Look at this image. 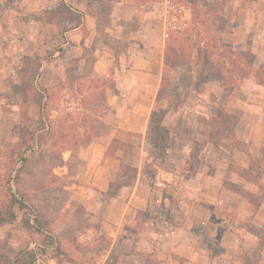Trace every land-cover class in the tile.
Segmentation results:
<instances>
[{"label":"rangeland","instance_id":"obj_1","mask_svg":"<svg viewBox=\"0 0 264 264\" xmlns=\"http://www.w3.org/2000/svg\"><path fill=\"white\" fill-rule=\"evenodd\" d=\"M36 1L40 3L45 0ZM169 1L167 10L170 7H177V12L170 9L169 14L174 13L178 17V28L170 30L168 41L173 38L189 39V45L185 49L187 60L172 57L170 60L172 66L166 69L164 91L155 114V123L174 128L167 142L168 148L175 147V135H180L188 141L185 145L191 148V159L181 162L180 168L182 169L179 175L181 181L187 175H195L202 168L199 154L207 146L204 133L208 126L205 121L211 122L216 117L231 115L229 123L224 128L225 134L217 133L213 137V143H208L210 149L214 147V150H217L218 155L209 156L210 162L207 170L210 178L215 176L217 171L219 172L220 178L214 182L218 185L222 183V186L216 196L218 201H224L223 204H219L223 211L230 212L225 216L223 211H218L219 218L224 219L225 224L212 226V223H209L205 231L215 229L226 231L230 224L233 226L232 231L235 229L254 231L262 235L261 241L258 242L256 255L259 257L262 255L264 245V218L254 217L251 220H244L239 213L236 214L235 207H238L239 196L250 204L253 211H256L262 204L264 186L260 185V181L264 178V148H250L249 143L237 140L235 134L239 126L246 133L252 126H258L257 130H259L263 125L256 122L250 127L249 124L240 125L242 110L235 108L232 113L226 110L234 103L247 101L249 91H245L244 88L250 85V83L245 85L247 80L251 79L254 85L257 82L250 75L242 79L241 68L235 72L234 86L231 85L232 87L227 90L217 78L207 80L205 78L208 74L213 77L215 75L213 72L222 67L221 63L228 61L229 58L235 61V58L227 51L221 50L223 44L230 46L234 51L251 52L255 59L254 67H263L256 65V56L252 52L250 39L254 31L251 29L249 32L250 18L247 10L249 8L253 10L256 7L262 10L264 6H254L251 2L256 0H196V4L192 3L193 0ZM236 1H239L243 9L240 14L241 19L232 15L236 14L232 12V4ZM22 3L23 0H11L9 5H12L13 10H17L23 7ZM158 3H161L162 8L166 0H158ZM93 8L97 9L96 11L100 14V22L106 24L109 18L104 11L102 0H96ZM35 9L33 14H26L23 19H43L51 25L48 19L50 16L53 17L51 19L55 18L57 5L53 4L47 9H40L39 5ZM48 11H51L49 12L51 14ZM217 11H220L223 16V23L217 21ZM3 13L0 15V20L4 19ZM194 14H197L198 18ZM18 16L20 14L16 13V17ZM65 17L73 18V20H66L63 27L60 21H58L59 24L51 25L52 30L49 35L56 30L63 34L71 30V24L76 21V17L68 14ZM236 22L241 23L243 27L238 30L237 35H234L235 26L232 24ZM161 24L163 25V22ZM260 28L258 27L255 31L259 32ZM17 29L19 33L25 31L21 27ZM33 33L36 34V29H33ZM197 48L204 49L207 55L202 56ZM220 53H224L227 60H223L224 57H220ZM208 59L210 63H207ZM25 65V61L21 62L12 72L10 82L14 87V92L11 93V98L6 97L5 99L21 107L20 124L15 130V137L8 135L10 128L6 124L2 125L0 130V219L12 218L7 211H13L15 215L13 221L0 222V264H162L161 258L133 256L131 247H124L122 255L116 252L110 254L108 248L111 238L98 237L93 233V231H152V227L145 224V222L150 223L151 220L143 216L135 220L132 215L122 224L118 208L112 216L105 218L101 212L102 206L95 203L93 196L88 192L86 181L89 175L85 169L88 157L85 150L91 146L94 149L104 146L103 141L98 139L106 131L99 123L104 111L108 110L103 105L104 95L101 91L105 84L104 80L94 72L92 78L88 75L81 76L75 87L72 83L71 71L73 67L76 69V66L72 65L65 80L53 86L48 92L47 107L42 111L40 107L45 100L42 93L36 90L40 88L38 86L40 72L36 78H33L35 67H29L23 73ZM91 71H93L91 68L87 69V73ZM92 84L95 89L93 92H91L93 88L89 89ZM114 94L113 91L109 95L113 97ZM202 104L209 118H200V123L195 129L189 128L187 123L183 124V118L186 117V121L190 123L193 117L190 110L186 114V109ZM163 105L167 106L163 107ZM168 105L175 108L177 112L179 111L178 113L182 112V116H179L182 118L170 116L172 111ZM42 118L49 121L48 125L52 127L50 131L46 129ZM43 128H45L44 136L37 141V137L33 138V134ZM185 145L183 143L181 148H185ZM28 147L32 149L27 154ZM69 150L73 151L71 158ZM124 150L126 157L123 165L127 167V171L124 172L122 180L124 183L133 184L136 175L131 165L136 163V152L142 150L156 152L158 153L156 157L163 159L167 148L165 150L156 149L152 135L148 132L145 137L134 135L129 138ZM24 154H27V162L19 163ZM132 156H135V159ZM66 158H68L67 169H63L66 166V160L64 161ZM220 169H222L221 172ZM145 170L148 176L154 172V168L147 165ZM16 178L18 184L14 187ZM118 180L119 178L116 183L119 182ZM245 187L247 191L244 190ZM253 187L255 188L252 189ZM114 188L117 190L118 187ZM14 189H18V197H24V204L21 206L15 205L10 198L9 191L12 190L14 193ZM197 211V215L201 216V211ZM216 214L217 212L213 214L214 217ZM30 219H36L37 222H30L31 226H28L26 223ZM213 222L217 225L215 221ZM173 226V230L176 231H190L191 225L188 219L179 213L173 221ZM192 230L199 231L200 229L193 227Z\"/></svg>","mask_w":264,"mask_h":264},{"label":"crops","instance_id":"obj_2","mask_svg":"<svg viewBox=\"0 0 264 264\" xmlns=\"http://www.w3.org/2000/svg\"><path fill=\"white\" fill-rule=\"evenodd\" d=\"M4 1L0 0V4ZM256 1L251 3L254 6H264V0ZM55 2L23 0V7L17 10H13L9 2L2 10L4 19L0 20V130L6 124L10 128L8 135L15 137V130L20 124V105L5 99L11 98L10 95L14 92L10 82L12 72L25 58L30 60L34 57L40 60L38 86L46 91L61 84L69 75L72 65L76 66L71 71L75 87L81 76L88 75L92 78L94 72L98 73L105 83L101 91L105 94L103 105L108 110L104 111L99 122L106 130L103 136L98 137L104 146L95 149L91 146L85 150L88 157V164H85L89 175L86 181L88 192L93 196L94 202L102 206L101 212L105 218L112 216L118 208L122 224L133 215L135 220L141 216L147 217L151 222L145 224L152 227V231H93L98 237L111 238L109 253L122 255L124 247H131L133 256L161 258L162 264H264V245L262 255L256 256L262 235L254 231H232L231 224L226 231H205L209 223L212 226L225 224L224 219H220L218 215V211H223L220 205L224 201H218L216 196L222 183L218 185L214 182L220 178L219 172L211 178L207 173L209 156L218 155L217 150L214 147L210 149L209 144L200 151L202 168L199 172L187 175L181 181V162L190 160L192 152L185 145L188 141L180 135H175V147L167 148L163 159L157 158L156 152H136V163L131 165L136 170L133 184L119 185L112 193V185L118 178L122 179L120 168L126 157L124 146L112 151L113 142L118 141L126 146L129 138L134 135L147 136L152 115L160 105L167 69L165 51L170 37L165 34L174 19V15L169 14L171 7L167 10L170 1L166 0L162 8L157 1L105 2L108 6L106 15L109 18L105 24L100 22V14L93 8L96 0H64L74 14H83L82 21H73L71 30L64 34L56 30L49 35L52 27L43 19H23L26 14H33L39 5L40 9H47L53 4L58 5L61 0ZM232 12L238 13L232 15L241 19L243 9L239 1L232 4ZM247 12L250 18L249 32L251 29L254 31L250 43L256 56V65L264 66V9L249 8ZM16 13L20 16L16 17ZM61 23L63 27L65 24L63 21ZM232 25L235 26L234 35H237L243 25L239 22ZM18 27L25 31L17 32ZM258 27H261L259 32L255 31ZM33 29H36V34ZM88 68L93 71L87 73ZM249 83L250 85L244 87L245 91H249L247 101L234 103L226 110L228 113H232L235 108L242 110L240 125L249 124L250 127L255 122L262 123L263 126L259 128L262 131L257 130L258 126H252L245 133L239 126L235 137L249 143L250 148H264V87L254 85L251 79L245 85ZM90 88H93V84ZM94 90L91 89V92ZM113 91L115 94L112 97L109 94ZM168 108L172 111L169 115L173 118L182 116V112L178 113L171 105ZM188 110L193 116L192 120L188 123L185 117L182 123H187L191 129L198 127L200 118H209L203 104L186 109V114ZM42 120L48 129V121L45 118ZM44 130L45 128L38 132L44 133ZM183 143L185 148H181ZM69 151L71 158L73 151ZM132 157L135 159V156ZM67 160L68 158L64 159L66 166L63 169H67ZM146 165L154 168L151 176L146 174ZM262 184L264 186V178L260 181V185ZM244 190L248 189L245 187ZM261 202V206L253 211L250 204L239 196L238 207H235L236 214L239 213L244 220L264 218V199ZM197 210L201 211V216L197 215ZM216 212L215 218L213 214ZM223 212L226 216L230 211ZM179 213L190 222V231L173 230V221ZM193 227L200 230L193 231ZM136 262L139 263V260L136 259Z\"/></svg>","mask_w":264,"mask_h":264},{"label":"trees","instance_id":"obj_3","mask_svg":"<svg viewBox=\"0 0 264 264\" xmlns=\"http://www.w3.org/2000/svg\"><path fill=\"white\" fill-rule=\"evenodd\" d=\"M11 0H5L2 4H0V14L3 10V8L10 2ZM116 1H120V0H102V5H103V8H104V11H106V9L108 8L107 5H105V2H116ZM125 1H129V2H132V1H135L137 3H147V2H152V1H157L158 0H125ZM192 3L196 4V0H193ZM51 12V11H48V13ZM54 12V11H52ZM47 13V14H48ZM51 14V13H49ZM54 14V13H53ZM73 15L74 17H76V21L77 22H81L82 21V17H83V14L82 13H76L74 14L72 11H70V9L68 8V6L66 5V3L64 2V0H61V2L57 5V14H55V18L54 19H51L53 18L52 16H50V19H48V22L51 24V25H55V24H59L60 22H65L66 20H73V18H69L67 19L65 17V15ZM216 14H218V18H217V21L220 22V23H223L222 21L224 20L223 16L220 14V11H217ZM195 15V14H194ZM196 18H198V15L196 14L195 15ZM62 20V21H61ZM199 20V19H198ZM60 21V22H58ZM199 22V21H198ZM225 23V21H224ZM202 25V22L200 23ZM189 39H179V38H173L171 41H168L167 42V46H166V51H165V65H166V68H169L172 66L170 60L172 59V57H176L177 59H182L183 61L184 60H187V53L185 51V49L187 48V46L189 45ZM198 52L202 54V56H206L207 55V52L205 53L204 52V49H200V48H197ZM222 51H227L228 54L232 55L235 59V61H231V59L229 58L228 61H224L222 62V67H219L218 69H216L213 73H215V75L212 77L210 76L209 74L206 76V80L207 79H215L217 78L222 86L225 88V90L227 89H230L232 86H234V83L233 81L236 80L235 78V72L237 71V69H240V74H241V78L244 79V78H247L250 76H253L255 78V81L257 82L258 85H261L264 87V66L263 67H260V68H255L254 67V56L251 54V52H245L243 53L242 51H234L232 48H230V46L228 45H224L222 46L221 48ZM220 57H224L223 60H227V57L224 56V53H220ZM25 61V69L23 71L26 72L27 71V68H32V66L35 67V71L33 73V78H36L40 72V65H41V62L38 58H32L30 60H28L27 58L24 59ZM30 62V63H29ZM230 62V63H229ZM239 62H240V66H239ZM207 63H210L209 59L207 60ZM228 63V65H227ZM227 66L229 68H227ZM205 70V72H207L206 69H203ZM34 81V80H33ZM165 82V77H164V81L163 83ZM232 85V86H231ZM36 90H38L39 92L42 93V96H43V99H47L49 98L48 96V92L49 91H46L44 89H41V88H36ZM163 91H164V88L162 86V90H161V95L163 94ZM104 97H105V94L103 93ZM45 100V103H43V105H41L40 109L43 111L44 109H46L47 107V104H46V101ZM155 114L154 113L152 115V121L150 123V130L149 132L151 133L152 135V141H153V144L155 146V148H162V149H166L168 148V145H167V142L169 141L170 139V136H171V132L174 130V128H165L163 127L162 125L160 124H157L155 123ZM229 117L231 118V115H223V116H220V117H216L213 121L211 122H206L205 121V124L206 126H208V129L205 131L204 133V137H205V140L207 141L206 144L208 143H213V137L214 135H216L217 133H224V128H225V125L229 123ZM49 122V121H48ZM48 130L50 131L52 129L51 126L47 127ZM174 132V131H173ZM40 134V135H39ZM225 134V133H224ZM44 134L43 133H35L33 134V138L37 137V141L40 139V138H43ZM116 145V147L114 146ZM122 146L125 147V145H122V143H119L118 141H114L113 142V147L115 148H121ZM32 149V147H28L26 149V153L28 154V152H30V150ZM27 154H24L21 156L20 160H19V163H22V164H25L27 162ZM198 154L196 153V156ZM125 168V169H124ZM127 171V167H125V165L122 164L121 168H120V175H122V179L124 178L123 174L124 172ZM135 171V175H136V170ZM127 173V172H126ZM118 180L119 182L116 183L115 185L113 184L112 185V193H114L116 190L114 187H118L119 185H122L124 184L123 180ZM14 181H16V183L13 185L14 187L16 186L17 187V178L14 179ZM125 184H128V183H125ZM15 190V189H14ZM18 189L14 191V193H12V190L9 191L10 193V198H12V201L14 202L15 205H23L24 204V197L22 196L21 198L18 197ZM19 193V192H18ZM8 214H10V219L6 220V219H0V222L1 223H6V222H10V221H13L14 220V213L13 211H7ZM35 222L36 219H30L29 221H27L26 224H28V226H31V223L32 222ZM31 222V223H30ZM37 222V221H36Z\"/></svg>","mask_w":264,"mask_h":264},{"label":"built area","instance_id":"obj_4","mask_svg":"<svg viewBox=\"0 0 264 264\" xmlns=\"http://www.w3.org/2000/svg\"><path fill=\"white\" fill-rule=\"evenodd\" d=\"M171 9L174 10V12H177V7H174V8L172 7ZM173 15H174V19L171 20L170 25L167 27V32L165 34L166 37H169L171 29L178 28V17L174 13Z\"/></svg>","mask_w":264,"mask_h":264}]
</instances>
